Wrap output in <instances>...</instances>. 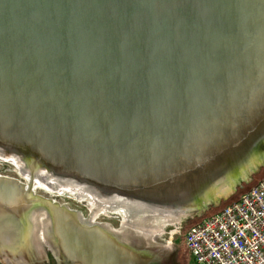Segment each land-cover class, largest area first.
<instances>
[{
	"label": "water",
	"instance_id": "water-1",
	"mask_svg": "<svg viewBox=\"0 0 264 264\" xmlns=\"http://www.w3.org/2000/svg\"><path fill=\"white\" fill-rule=\"evenodd\" d=\"M12 157L152 218L219 206L264 166V0H0ZM33 178L0 175V258L34 253L43 213L79 262L139 264L112 231L96 241L70 224Z\"/></svg>",
	"mask_w": 264,
	"mask_h": 264
},
{
	"label": "rangeland",
	"instance_id": "rangeland-1",
	"mask_svg": "<svg viewBox=\"0 0 264 264\" xmlns=\"http://www.w3.org/2000/svg\"><path fill=\"white\" fill-rule=\"evenodd\" d=\"M40 171L31 173L29 169L22 171L14 162L9 160L0 159V175L5 177H10L29 185L30 177L34 178V193L43 199H49L62 207H67L71 211L87 213L95 209L98 211L97 207L88 200H80L70 191H63V188L53 189L55 183L50 181L48 176L42 174L41 179H39L40 184L37 185V175ZM41 174V173H40ZM264 178V168L260 167L251 176V180L247 183L246 181H241L238 184L237 189L232 193L230 198L221 202L217 207H211L207 211L200 212L197 208L190 210L185 217L182 219V223L176 226H165L163 234L159 235H146L138 230H132L128 224L134 222L133 215L129 213L128 219L123 216L120 211L108 210L106 212L99 213V222L108 231H112L116 237H118L122 242H128L132 238H136L138 243L152 253V260H155V264H196L191 253L188 251L185 241V235L188 229L202 221L205 218L211 217L212 215L222 211L229 204L239 200L244 194L249 192L253 187H255ZM109 207V206H108ZM39 217L36 220V229L42 230L43 225L41 220L44 218L43 213L38 214ZM151 217V216H150ZM152 218V217H151ZM155 219V217H153ZM152 218V219H153ZM154 224V223H153ZM39 234V232H38ZM36 236L34 242V253H37V257L40 259L44 254V244ZM148 236V237H147ZM0 264H43L39 260L32 259L28 261L27 259L20 260V262L15 263L14 261L5 262L4 259L0 258Z\"/></svg>",
	"mask_w": 264,
	"mask_h": 264
},
{
	"label": "built area",
	"instance_id": "built-area-1",
	"mask_svg": "<svg viewBox=\"0 0 264 264\" xmlns=\"http://www.w3.org/2000/svg\"><path fill=\"white\" fill-rule=\"evenodd\" d=\"M185 241L196 264H264V178L239 200L192 225Z\"/></svg>",
	"mask_w": 264,
	"mask_h": 264
},
{
	"label": "flooded vegetation",
	"instance_id": "flooded-vegetation-1",
	"mask_svg": "<svg viewBox=\"0 0 264 264\" xmlns=\"http://www.w3.org/2000/svg\"><path fill=\"white\" fill-rule=\"evenodd\" d=\"M35 195L37 196L36 193H35ZM47 200H49V199H47ZM49 201H52V200H49ZM54 203H56V202H54ZM93 204L95 205V203H93ZM65 208H67V207H65ZM67 209H69V208H67ZM73 212L74 213H72L69 217L68 222L70 224H80V225L83 224L82 226L86 227L87 230L90 229V231L93 232V234L94 233L98 234L100 232V230L102 229L103 226L101 225V222L98 221L99 216L95 213V209H93L92 211L87 212V213H81V212H76V211H73ZM97 213L99 214L100 212H97ZM65 215H66V213H65ZM41 221H42L41 224L43 225V228L47 227L46 231L41 230V231H39V234H38L39 239L44 244L43 245L44 246L43 247L44 248L43 249L44 254L39 259L37 257V253H32V255L30 257H27V260L32 261V259H35V260L41 261L43 264H83V261H80L81 262L80 263L78 260L74 259V257L79 255L78 253H70L69 254L68 252L61 250L60 244L62 242H64L65 245L66 244L68 245L71 243L69 236L66 235V236H64V239H62L56 233L55 228H51L52 225L50 224V221H48V218L44 217ZM181 223H182V220H181ZM168 226H170V225H168ZM48 227L51 228V231H49ZM132 230H135V229L132 228ZM105 232H107V231H105ZM107 233L113 239L118 238L112 232H107ZM142 233H144V232H142ZM93 239L96 241H99V240L101 241L99 235H96L95 237H93ZM138 240L136 238H132L128 242H124V241L123 242L120 241V242L122 243L123 246L126 247V250L128 251L129 254H131L133 257L135 256L138 259L139 264H155L156 263L155 260H152L153 254L150 253L149 250L142 248L140 243H138ZM33 252H34V246H33ZM17 262H20V260L16 261L15 263H17ZM98 263H99V261L96 260L95 264H98Z\"/></svg>",
	"mask_w": 264,
	"mask_h": 264
},
{
	"label": "bare ground",
	"instance_id": "bare-ground-1",
	"mask_svg": "<svg viewBox=\"0 0 264 264\" xmlns=\"http://www.w3.org/2000/svg\"><path fill=\"white\" fill-rule=\"evenodd\" d=\"M5 159L6 160L12 159V161L18 167H20L21 169L24 168V164L21 163L15 157L5 158ZM49 180L55 183L53 189L63 188L64 189L63 191L67 190L72 192L80 200H88L91 203H95L96 207L98 208L97 209L98 211H95L97 215H99L97 212L104 213L108 210H113V211H120L123 214V216L128 219L129 213L133 214L132 218L133 220L134 219L135 220L131 225L130 224L128 225L133 229H136L140 232H144L146 235H150V236L158 235L164 232L163 231L164 227L167 225L176 226L178 224H181L180 217L173 212L163 211V214H157L155 219L154 218L152 219L149 216H146L145 213L147 212L148 207H145V205L127 202L125 200H122V198H105L97 194L96 192L92 191L90 188L86 186L78 185L76 183L61 182L60 184L55 179L49 178ZM39 181H40L39 178H37L36 181L38 182L37 185L40 184ZM141 210L143 213H141Z\"/></svg>",
	"mask_w": 264,
	"mask_h": 264
},
{
	"label": "trees",
	"instance_id": "trees-1",
	"mask_svg": "<svg viewBox=\"0 0 264 264\" xmlns=\"http://www.w3.org/2000/svg\"><path fill=\"white\" fill-rule=\"evenodd\" d=\"M263 168H264V166H263ZM223 202H225V201H223ZM213 207V206H212ZM197 224V223H196Z\"/></svg>",
	"mask_w": 264,
	"mask_h": 264
}]
</instances>
